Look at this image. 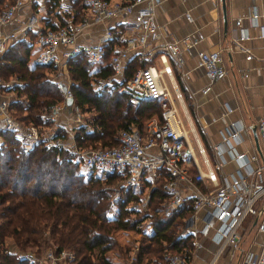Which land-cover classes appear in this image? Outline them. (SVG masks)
I'll list each match as a JSON object with an SVG mask.
<instances>
[{
  "label": "built area",
  "instance_id": "built-area-1",
  "mask_svg": "<svg viewBox=\"0 0 264 264\" xmlns=\"http://www.w3.org/2000/svg\"><path fill=\"white\" fill-rule=\"evenodd\" d=\"M27 2L29 0H12L0 10V56L17 35L34 32L37 52L33 61L51 67L48 77L60 91L61 98L49 104L46 111L40 112L39 116L47 120L48 124L23 123L10 112L9 94L6 91H9L11 84L8 82L3 85L0 77V131L12 133L18 139L22 152H27L35 143L42 141L46 145L72 153L79 161V169L83 173L96 174L97 170L101 175L105 172H117L121 175V183L125 188L135 185L141 178L147 179L152 185L162 169L166 174L162 182L166 196L162 205L163 212H178L186 206L192 214L202 208L206 209L198 228L192 229L189 224H183L184 233L194 236L193 249L200 246L195 238L196 234L211 230L210 240L215 248L204 264H214L224 248H228L229 258L240 253V264H264V216L253 224L255 232L262 235L257 250L240 251L243 220L247 216H260L264 210L258 204L264 196V101L261 113L253 122L262 162L258 163L256 154L232 148L230 142L238 141L241 128L235 121H229L219 130L218 142L211 145L212 165L207 163V159L203 157V148L194 139L203 170L193 160L196 173L191 175L184 164V156L192 157L193 149L176 108L175 102L180 100L181 95L170 79L168 59L181 65L182 52L201 39V34L195 33L194 38L189 35L168 37L155 20V10L160 0H79L90 13V18L72 24L71 27L44 26L34 11H29L17 27H9L19 22V16ZM118 15L131 18L132 25L123 28L116 35L122 45L115 47L108 56L107 63L112 74L103 78L96 77L95 80L98 84L122 77L128 52L134 50L136 59L142 64L119 83L117 91L127 94L128 100L134 104L146 99L156 100L159 106L158 117L147 120L141 131L136 128L118 130L116 145L76 146L73 139L76 128L80 127L83 132L88 133L92 126L90 117L81 105L72 100L69 104L65 103V99L71 97L66 62L77 55H82L90 67L101 62L104 59L105 45L113 36L111 31L104 29L91 42H78L77 36L84 26ZM184 17L190 20L189 15L185 14ZM249 18L252 22L255 20V10L249 13ZM234 23L238 25L240 21L236 19ZM257 27L258 35L264 40V25ZM244 36L246 35L241 33L238 38L242 39ZM238 49L245 53V58H249L246 48ZM155 57L158 58L159 65L154 63ZM195 66L202 68L207 81L201 92L208 89L209 83L225 75L221 66L220 48L197 51ZM184 73L180 71L181 76ZM11 81L13 80L10 83ZM225 152L233 166L216 174V170L222 168V154ZM200 179L208 181L210 188L205 191L197 190L193 181ZM184 186L191 190L188 197L182 192ZM8 251V245L0 243V256ZM190 252L165 251L162 254L163 264H190ZM16 256L26 258L32 264H65L72 258V254L65 250L55 253L53 246L42 248L37 254L34 250L19 251ZM130 258L133 259V253Z\"/></svg>",
  "mask_w": 264,
  "mask_h": 264
},
{
  "label": "trees",
  "instance_id": "trees-1",
  "mask_svg": "<svg viewBox=\"0 0 264 264\" xmlns=\"http://www.w3.org/2000/svg\"><path fill=\"white\" fill-rule=\"evenodd\" d=\"M11 2L0 0V10ZM110 53L107 50L103 65L93 71L82 55L66 62L72 101L91 111L92 130L85 133L82 128H76L73 138L76 146L116 145L118 130L141 131L144 119L152 114L158 117L156 100L134 104L127 94L116 90L138 66H133L135 55L127 58L121 80L111 78L114 80L111 89L93 88L91 79L112 74L107 63ZM28 54L29 44L15 38L0 56V77L14 75L17 81L12 84L13 97L8 107L23 123L48 124L39 114L61 98L60 91L48 77L51 67L29 64ZM0 138V243L7 242L5 237L11 241L6 243L9 251L0 256V264H32L16 253L33 248L37 254L48 245L53 246L55 253L65 250L72 254L65 264H116L109 254L127 260L126 250L130 247L116 242L114 233L123 230H133L145 241L136 246L131 264H163V252L192 249L191 235L179 236L174 232L177 224L184 223L189 208L162 211L166 198L162 189L166 174L162 169L152 185L145 178L139 181L138 188H148L149 208L139 216L128 204L138 200L139 191L133 190L134 185L125 188L119 173L105 172L102 176L83 173L74 155L62 148L39 141L22 152L12 133L0 131ZM114 192L116 197L112 198ZM112 207L116 208V214L109 218L107 213ZM144 219H148L150 227L146 232L139 224Z\"/></svg>",
  "mask_w": 264,
  "mask_h": 264
},
{
  "label": "crops",
  "instance_id": "crops-1",
  "mask_svg": "<svg viewBox=\"0 0 264 264\" xmlns=\"http://www.w3.org/2000/svg\"><path fill=\"white\" fill-rule=\"evenodd\" d=\"M224 9L226 25L223 28L219 0H160L155 10V20L168 37L180 38L184 35L193 37L197 32L202 36L194 45L182 52L181 65L175 64L171 59H168V63L171 69L170 79L174 83L175 90L181 95L180 100L175 102L178 115L183 112L184 115L188 114L191 120L190 114L193 111L195 124L205 138L208 151L198 140L197 134H195L196 142L203 148V157L207 159V163L213 164L211 145L218 142L219 130L229 121H235L241 128L238 141L231 140L230 142L232 148L237 151L256 154L258 163H261L262 159L254 147L251 128L255 118L262 111L264 101V40L258 35L257 27V25H264V0H224ZM252 10L256 12V18L253 20L255 24L249 18V13ZM29 11L36 12L43 25L50 26L64 23L71 27L72 24L90 18V13L80 4L79 0H29L19 16V22L13 23L9 27H17ZM185 14L189 15L190 20L185 19ZM236 19L240 21L238 25L234 23ZM130 25H132V19L121 15L102 22L91 23L82 28L77 36V41H94L104 29L108 28L113 36L105 45V53L107 50L113 52L115 47L122 45V41L118 40L116 35ZM241 33L246 36L239 39L238 35ZM19 38L29 44L28 63L36 64L33 59L37 52V45L34 42L33 32L28 31L24 35L19 34L16 39ZM239 47L248 50L249 58H245V53L241 52ZM216 48L221 49V66L225 70V75L209 83L208 89L201 92V89L207 85V81L202 68L195 66V53L199 50L208 51ZM132 55H135L134 50L128 52L127 58ZM153 61L159 65L157 57L153 58ZM101 65H103V61L91 67L90 70H96ZM180 71L185 72L184 75L181 76ZM11 76L9 75V78L13 81L10 83L9 80L11 87L9 91H6L9 94V99L13 97L11 96L13 94L11 91L13 89L12 84L17 83L15 76ZM256 138L258 142L257 134ZM222 157L224 159L222 168L216 170V174L220 171H227L233 166V162L228 158L226 152L222 154ZM193 160L203 170L200 154L196 150L194 153L193 150L192 157L184 156V164L191 175L196 173ZM193 183L194 187L200 191L210 188V183L205 179L195 180ZM182 192L184 196L188 197L191 190L184 186ZM263 199L264 196L258 202L262 209H264ZM184 208H188V206ZM205 212L206 209L204 208L193 214L190 211L184 224H189L192 229L198 228ZM190 215L191 218H189ZM263 216L264 210L260 216H247L243 220L240 240L241 252L247 249L257 250V244L262 235L255 232L253 224H256ZM132 232L138 235L133 230L116 231L115 239L119 241L116 233L123 235ZM210 233L211 230L207 229L203 234H196L195 238L200 246L190 250V264H204L209 259L215 248L210 240ZM127 236L130 237L131 235ZM130 243L131 240L128 238L123 239L120 245H130ZM109 256L116 264H131L128 257L125 261L120 255L117 257L110 253ZM240 259V253L229 258L228 248H224L215 259L214 264H240Z\"/></svg>",
  "mask_w": 264,
  "mask_h": 264
},
{
  "label": "rangeland",
  "instance_id": "rangeland-1",
  "mask_svg": "<svg viewBox=\"0 0 264 264\" xmlns=\"http://www.w3.org/2000/svg\"><path fill=\"white\" fill-rule=\"evenodd\" d=\"M133 61H135V64H133V66L134 65H139V66H141V64L142 63H140V62H138V60L136 59V57H135V60H133ZM131 63H133L132 61H131ZM135 71V68H134V70H133V72ZM123 76H124V74H123ZM12 77V76H11ZM68 78H69V75H68ZM11 78H9V76L7 77L6 76V78H2V76H1V80H2V82H3V85H6L8 82H9V80H10ZM13 79V78H12ZM122 79V77H120V78H117V80L119 81V80H121ZM164 79H166V78H164ZM113 82H114V80H111V79H109V81L108 82H106V83H98L97 84V82H96V80L95 79H91V85L93 86V88H97V87H95V86H97L98 85V88L99 87H102V86H105V87H108L109 89H111V87H112V85H113ZM10 84V83H9ZM118 87V86H117ZM117 87H116V90H117ZM11 96H13V94L11 95ZM83 107V109L84 110H86L85 109V107L84 106H82ZM90 112L91 111H88V110H86V115H88L89 117H90ZM191 116H190V118H191V120L192 121H194V114H193V111H191V114H190ZM180 117V120H181V123H182V126H183V128L186 130V135H187V138H188V140H189V142L192 144V149L194 150V153H195V150H196V148H195V141H194V139L196 140V137H195V134H197L196 136L198 137V140H200V142H201V144L203 145V147L208 151V149L206 148L207 146L205 145V138H204V136H203V134L201 133V131H199L198 130V126L195 124L196 122L194 121L193 122V124H192V121L189 119V116H188V114H185L184 115V113L182 112L181 113V115H179ZM152 118H155V119H157V117H155L153 114L152 115H150L147 119H144L143 120V124L147 121V120H149V119H152ZM190 121H191V123H190ZM99 145H97V144H95L94 146H90V145H88V146H82V147H98ZM197 152V151H196ZM196 157L198 158V156L196 155ZM100 174V172L97 170L96 171V174ZM102 176V175H101ZM150 182V181H149ZM153 182H154V180H153ZM151 185V184H150ZM135 187L133 188V190L135 191H139V193H138V200L137 201H133V202H129L128 204H129V206L130 207H132L134 210H137V212H138V214H139V216L141 215V214H143L144 212H147L148 210H149V208L147 207V195H148V188L146 187H144V188H138V186H139V182L138 183H136L135 185H134ZM137 188V189H136ZM116 197V192H114L113 194H112V198H115ZM115 214H116V208L115 207H112L109 211H108V213H107V216L109 217V218H112V217H114L115 216ZM142 216V215H141ZM186 220V218L184 219V221ZM139 224H141V229H142V231L143 232H146V231H148L149 230V226L147 225L148 224V219H144L142 222H140ZM182 224V223H181ZM181 224H177L175 227H174V232L175 233H177V235H179V236H184L185 235V233H184V228H183V224L181 225ZM115 234V233H114ZM127 235H131L130 237H128ZM116 236L118 237V239H119V241H116L117 242V244H119L120 245V242L121 241H123V239H130L131 240V243H130V247L126 250V257H128V259L131 257V254L133 253V257H134V251L137 249L136 248V246L138 245V244H144L145 243V241L143 240V238H141L140 237V235L138 234V235H135L133 232L132 233H125V234H120L119 235V233H116ZM134 236H136V237H134ZM133 237V238H132ZM5 240L7 241V243L8 244H10V239L9 238H7V237H5ZM141 240H143V241H141ZM132 241H133V243H132ZM48 246H51V245H48ZM45 247H47V246H44L43 248H45ZM132 247V248H131ZM135 247V248H134ZM42 249V248H41ZM133 249H134V251H133ZM25 250H34L33 248L31 249V248H28V249H25ZM24 250V251H25ZM130 251H131V253H130ZM130 260H133L132 258H130ZM126 261V260H125Z\"/></svg>",
  "mask_w": 264,
  "mask_h": 264
},
{
  "label": "water",
  "instance_id": "water-1",
  "mask_svg": "<svg viewBox=\"0 0 264 264\" xmlns=\"http://www.w3.org/2000/svg\"><path fill=\"white\" fill-rule=\"evenodd\" d=\"M219 2H220V10H221L222 27L224 28L225 25H226L225 9H224V0H219ZM71 100H72L71 97H67L65 99V103L66 104H69L71 102ZM251 134H252V137H253V142H254L255 150L259 154V156L261 157V159H262L261 152H260L259 147H258V142H257V138H256V133H255L254 127L251 128ZM263 201H264V199H263ZM263 205H264V202H263Z\"/></svg>",
  "mask_w": 264,
  "mask_h": 264
}]
</instances>
